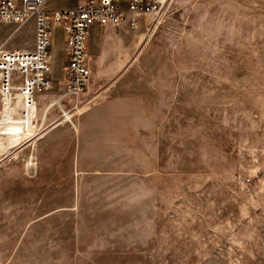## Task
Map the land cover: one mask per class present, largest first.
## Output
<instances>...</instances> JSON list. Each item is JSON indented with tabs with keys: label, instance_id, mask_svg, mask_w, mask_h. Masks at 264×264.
<instances>
[{
	"label": "rangeland",
	"instance_id": "1",
	"mask_svg": "<svg viewBox=\"0 0 264 264\" xmlns=\"http://www.w3.org/2000/svg\"><path fill=\"white\" fill-rule=\"evenodd\" d=\"M141 23L32 143L0 136V264H264V0Z\"/></svg>",
	"mask_w": 264,
	"mask_h": 264
},
{
	"label": "built area",
	"instance_id": "2",
	"mask_svg": "<svg viewBox=\"0 0 264 264\" xmlns=\"http://www.w3.org/2000/svg\"><path fill=\"white\" fill-rule=\"evenodd\" d=\"M46 0L0 1V19L22 23L31 14L37 16L35 49L32 51L0 46V123L11 119H29L37 109V97L51 89L48 78L51 62L48 56L50 24L65 27L67 32V89L54 101L82 93L90 82V33L96 25L117 27L126 15H161L171 0H128L127 9L121 0H86L72 9L44 8ZM138 24L131 20V26Z\"/></svg>",
	"mask_w": 264,
	"mask_h": 264
},
{
	"label": "crops",
	"instance_id": "3",
	"mask_svg": "<svg viewBox=\"0 0 264 264\" xmlns=\"http://www.w3.org/2000/svg\"><path fill=\"white\" fill-rule=\"evenodd\" d=\"M85 1L46 0L44 8L47 11L72 9L84 4ZM17 5L22 6V0H17ZM121 6L127 9L128 0L125 6ZM145 15L147 14L126 15L117 27L110 25L94 26L90 33V68L94 69L99 66L101 71H120L124 69L136 53L142 41L141 21L145 18ZM133 18L138 21L135 27L131 26V20ZM48 30L50 33L48 56L51 67L47 76L51 81L52 87L38 95L37 109L50 97L58 98L67 89L68 84L67 66L69 57L67 54L66 29L62 25L52 23L49 25ZM36 31L37 16L34 13L22 23L5 22L0 19V46L32 51L35 49ZM97 45L101 48V54L99 58L94 59L91 55V50L96 48ZM105 65L107 67H104ZM55 104L57 102L52 100L48 107H53ZM60 108V110L64 111L62 106ZM53 115L56 116L57 113L54 111ZM62 116L70 117V114L65 111ZM37 119L38 110L29 119H11L4 121L0 126V136H3L11 143H18L20 140H23L22 146L26 143L30 144L38 135L37 128H35ZM56 125H58L57 120H52L46 124L44 131L48 132L52 130V126L54 127ZM19 148H14V151Z\"/></svg>",
	"mask_w": 264,
	"mask_h": 264
}]
</instances>
